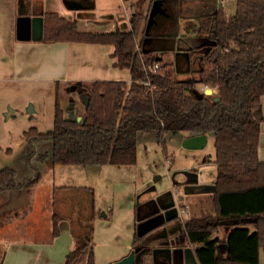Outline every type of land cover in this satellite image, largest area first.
<instances>
[{
	"label": "trees",
	"instance_id": "1",
	"mask_svg": "<svg viewBox=\"0 0 264 264\" xmlns=\"http://www.w3.org/2000/svg\"><path fill=\"white\" fill-rule=\"evenodd\" d=\"M153 2L149 0L146 12H133L128 30L117 28L108 33L81 31L77 19L69 20L56 12L44 14L43 41L111 46L113 66L128 70L131 82H77L76 91L84 103L81 121L65 115L57 91L53 128L41 132L31 127L24 136L31 143L49 139L54 166L121 167L137 163L140 133L156 131L166 158L168 134L186 133L190 137L213 133L217 176L216 189L210 196L212 211L185 222L179 217L174 226L164 229V223L143 235L136 230L132 244L135 264H172L145 263L140 257L151 251L155 242L169 241L173 233L178 240L176 247H191L199 264H260L264 248V162L259 159L258 147L264 121V0H237L236 13L230 17L222 4L205 0L206 11L199 14L194 27L187 28L193 29L187 33L189 42L180 44V48L191 46L203 52L197 70L188 71L192 77L184 80L174 78L178 63L161 64L157 56L160 51L176 50L179 35L173 30L179 32L174 23L181 11L174 1L169 21L162 23L156 34L150 32L145 42L146 28L142 31V26L148 22ZM145 3L147 0H136L132 6L142 7ZM178 55L185 60L191 57L184 52ZM156 63L159 69L153 72ZM199 86L215 92L205 94ZM41 178L38 173L34 178L22 179L16 169L2 168L0 193L35 185ZM68 189L89 194L92 211L87 225L77 231L73 228L75 248L64 264H95L94 189ZM153 216L148 203H136V225ZM63 219L55 209L54 237L59 236ZM222 228L229 230L227 235L213 239ZM176 256L174 264H180L179 254Z\"/></svg>",
	"mask_w": 264,
	"mask_h": 264
},
{
	"label": "rangeland",
	"instance_id": "2",
	"mask_svg": "<svg viewBox=\"0 0 264 264\" xmlns=\"http://www.w3.org/2000/svg\"><path fill=\"white\" fill-rule=\"evenodd\" d=\"M129 4V1L111 0L109 8L113 9L116 14L114 22L102 18L95 20L77 19L79 29L98 33L112 32L117 28L124 30L125 24L122 23L123 20H129L130 23L132 16L129 10H125V7L129 6ZM172 5H174L172 1L166 0L165 6L167 8L168 6L170 7L167 10L168 15L155 17V23L150 30L151 33L156 34L159 26L169 21L168 19L171 18L170 11L174 10ZM236 5L237 0H226L225 7H227L229 16L235 15ZM132 7V12L136 10L146 12L148 3L143 4L142 7L139 5ZM176 7L177 10L181 11L178 21L174 23L175 27L179 26V32H177V29L173 30L177 33L176 35H179L177 48L175 51L170 52L160 51L157 56L161 64H170L180 52L191 56L189 57L190 61L187 63L185 58L180 56L175 69L177 73L174 74V78L184 80L192 77V74L186 75L188 71L197 70L199 67L198 57L203 55V52L200 48L192 49L191 46L189 49L185 45L180 48V44L189 42L190 36L188 34H191L193 29L190 28L191 30L189 31L187 28L190 26L194 27L198 23L197 17L206 11L207 5L204 0H181L177 2ZM106 8L108 7L105 5H98L97 10L102 12ZM146 26L147 23L142 26V31L145 30ZM172 26V24H169L170 28H174ZM142 31L140 32V37L142 36ZM111 50L113 49L111 48ZM57 84H59L58 90ZM207 89L199 86V90L202 92ZM57 91H59L61 104L67 117L73 114V110L78 111L77 115H82L84 103L76 91L75 84L65 81L60 83L37 81L0 82V169L5 167L14 168L22 179L34 178L38 173L41 174L42 178L38 185L37 210L38 212L41 211L45 222L48 218L44 216V213L50 212L53 219V213L56 209L64 217V220L70 222V226L76 231L80 226L87 225L90 222L92 211L89 194L80 195L75 191L71 193V189H68L73 188V186H76V188L87 186L94 189L96 213L100 212L102 214L99 219L103 224H100L99 230L100 227L102 229V227L114 221V227L109 231L113 236L115 234L113 232H117L115 226L123 223L120 219V217H124L121 212L130 203V190L133 193L136 189V196H138L139 202L150 203L152 206L155 203L157 206L156 202L160 199V196L163 197L166 193L172 194L179 203L184 186H188L187 189L190 191L192 190L190 187L195 186L196 182L209 183L216 180L217 165L215 163L216 151L213 133L208 135L207 144L200 149L184 146V139L189 134H168L167 158L163 153L162 146L158 143L156 131L140 133L138 136L137 163L130 166L105 165L100 171L87 172L78 168L81 166H73L69 169L67 166L52 165L50 140L44 139L31 143L26 140L24 133L31 127H37L41 132H47L53 128ZM212 93L214 94V92ZM30 106L34 109L32 113L28 112ZM40 155H44L45 158L43 160L40 159ZM76 170H82V173L80 174L79 172L77 174L78 171ZM62 183L73 186L65 187ZM49 191H52L51 198L48 195ZM203 204L206 207L202 208L198 213H195V210L199 205H190L187 210L188 216L184 218L180 216V218L185 222L190 218L200 216L203 212L212 211L210 199ZM179 206L180 210L186 208L185 205L180 203ZM153 212L155 216V211ZM103 213L106 216H103ZM173 223L174 221L167 222L164 229L174 226ZM140 230L141 227L138 228V232ZM99 238L101 240L107 239V234L101 232ZM174 240H176L175 236H171L170 242ZM95 242H97L96 239ZM174 247V244L166 245L165 242H155L151 249ZM99 248L103 251L105 250V247L100 244ZM149 253L152 254V251ZM157 261L169 260L166 256H161ZM261 264H264V248H262L261 252Z\"/></svg>",
	"mask_w": 264,
	"mask_h": 264
},
{
	"label": "crops",
	"instance_id": "3",
	"mask_svg": "<svg viewBox=\"0 0 264 264\" xmlns=\"http://www.w3.org/2000/svg\"><path fill=\"white\" fill-rule=\"evenodd\" d=\"M29 3L28 0H0V82H57L61 81L76 84L77 82H92L96 80H123L131 81L130 72L128 70H119L113 66V58L111 57V46L92 45L82 43H49L42 40L35 41L21 40L18 37L20 28L21 9L20 3ZM30 6H23L27 13L33 10V6L39 8L43 6L44 14L47 12H56L69 20L74 19H100L85 18L80 15L78 18V10L74 6L77 4L86 10L91 6H95L98 14H110L108 18L114 22L116 14L111 6V0H29ZM129 1V6L125 7L126 11L132 12V4L136 0ZM178 2L181 0H171ZM205 1V0H204ZM217 5L221 4L220 0H216ZM149 0H147V3ZM226 0L222 3L225 7ZM98 5L107 6L105 10L99 12ZM228 15V13H227ZM228 17H230L228 15ZM125 24L124 30L130 27L129 20H123ZM149 39L147 40V42ZM113 49V48H112ZM112 59H111V58ZM182 57V56H181ZM180 55L174 59L175 64L178 63ZM189 57L186 58V63ZM187 72V71H186ZM188 73H186L187 75ZM189 75V74H188ZM215 92V90H213ZM264 101V98H263ZM77 115L78 111L74 110ZM264 115V102H263ZM11 152H13L11 150ZM35 154V153H34ZM33 154V156H34ZM258 156L260 161L264 162V121L260 127V142L258 147ZM73 166H67L70 169ZM105 166L78 167L83 171L97 172ZM78 171L77 174L82 170ZM73 171V172H76ZM41 181V180H40ZM215 181L209 183H199L196 185H213ZM65 187L73 186L62 183ZM39 182L35 185L25 187L20 190H10L0 193V264H64L67 255L75 248V238L73 236V227L70 222L62 220L60 222V234L53 236V219L52 214L45 212L44 216L48 220H44L41 211L37 210V199L39 197ZM61 187H63L61 185ZM76 187V186H73ZM87 187V186H81ZM188 186L183 187L179 203L187 206L186 212L181 215L184 218L190 205L197 206L195 213H198L204 206L205 202L210 199V192H191ZM130 203L125 210L121 212L124 217H120L123 221L121 225L115 226L117 232L110 234L109 231L114 227V221L107 226L100 227L103 224L99 217L100 212L95 214L94 219V256L95 264H112L121 260L132 251V244L136 230L140 224L136 225L135 206L139 202L136 196V189L131 193ZM51 198L52 191L48 192ZM185 202L183 204V202ZM203 205V207H202ZM204 211V210H203ZM100 214V215H97ZM103 216H106L103 213ZM155 217V216H154ZM154 221L150 222L145 229H150ZM101 232L107 234V239H100ZM229 230L222 228L213 234L214 238H223ZM174 236V233L172 234ZM176 238V237H175ZM95 239L97 242H95ZM99 244L105 247V250L99 248ZM262 252V250H261ZM260 252V264H261ZM162 254L146 253L143 255L145 263H152L159 260Z\"/></svg>",
	"mask_w": 264,
	"mask_h": 264
},
{
	"label": "water",
	"instance_id": "4",
	"mask_svg": "<svg viewBox=\"0 0 264 264\" xmlns=\"http://www.w3.org/2000/svg\"><path fill=\"white\" fill-rule=\"evenodd\" d=\"M29 3H25L22 1L20 3L21 9V17L20 18V28H19V34L18 37L21 40H30L33 39L35 41H40L44 37V12H43V6L36 8V6H33V10H29L27 13L24 11L23 6L27 5L30 6V1L28 0ZM166 0H154L151 6V10L149 13L148 17V22L146 26V34L147 38L145 39V42L149 39L148 35L150 33L151 27L155 23V17L158 15H168L167 10L168 8L165 6ZM75 10H78V18H80V15H84L83 17L85 18H108L110 17V14H105V13H100L98 14L95 11V6H91L90 8H87L86 10H82V7L80 5L74 6ZM213 90L211 88H208L204 93L205 94H213ZM219 99H217L218 101ZM89 102V98L86 99L85 102V107H87ZM73 107V106H72ZM29 113L34 112V109L32 106H30ZM12 113V112H11ZM10 113V114H11ZM76 112L73 110V114L70 116L71 120H78L81 121L83 118L81 116L76 117ZM8 114V116H10ZM208 141V136L207 135H197V136H190L184 139V146L187 148H203ZM215 184L213 185H196L190 187L192 190L191 192H210L213 193L215 191ZM156 206L155 210V217H152L150 219H147L145 223L140 224L141 230L138 232L140 235H143L147 231H150L154 228H156L159 225H162L167 222H173L176 219L180 217V209H179V203L177 200L174 198L172 194L169 195V199L166 202H163L161 204H158ZM154 221L153 226L150 229H145V227L149 224L150 222ZM139 227V228H140ZM166 245H171L174 244V248H156L151 250L153 254H162L163 256H166L169 260L170 263L174 264L177 261V256L176 254H179L180 256V264H199L195 255L194 251L191 247H186V248H178L176 245H178V240H174L173 242L167 241L165 242ZM151 251L144 252L140 259L143 260V255L146 253H149ZM137 260L136 257V251H131L130 254L125 256L119 261H116L112 264H135Z\"/></svg>",
	"mask_w": 264,
	"mask_h": 264
},
{
	"label": "flooded vegetation",
	"instance_id": "5",
	"mask_svg": "<svg viewBox=\"0 0 264 264\" xmlns=\"http://www.w3.org/2000/svg\"><path fill=\"white\" fill-rule=\"evenodd\" d=\"M168 8H170L169 6H168ZM169 193H166L165 194V196H160V199L157 201L158 202V204H161V203H163V202H166V201H168V199H169ZM148 209L149 210H151V211H155L156 210V205H155V203L153 204V206L149 203L148 204Z\"/></svg>",
	"mask_w": 264,
	"mask_h": 264
},
{
	"label": "built area",
	"instance_id": "6",
	"mask_svg": "<svg viewBox=\"0 0 264 264\" xmlns=\"http://www.w3.org/2000/svg\"><path fill=\"white\" fill-rule=\"evenodd\" d=\"M225 0H220V3L222 4L223 2H224ZM223 5V4H222ZM159 69V64H155L154 66H153V68H152V70H153V72H157V70ZM131 82V81H130ZM130 82L128 83V84H130ZM148 83V82H147ZM186 209H187V206H186V208H183L182 210H180V216L184 213V212H186Z\"/></svg>",
	"mask_w": 264,
	"mask_h": 264
}]
</instances>
